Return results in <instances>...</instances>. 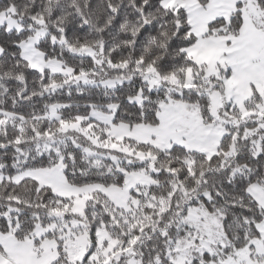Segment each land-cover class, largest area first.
Returning a JSON list of instances; mask_svg holds the SVG:
<instances>
[{
  "label": "snow or ice",
  "instance_id": "snow-or-ice-1",
  "mask_svg": "<svg viewBox=\"0 0 264 264\" xmlns=\"http://www.w3.org/2000/svg\"><path fill=\"white\" fill-rule=\"evenodd\" d=\"M0 264H264V0H0Z\"/></svg>",
  "mask_w": 264,
  "mask_h": 264
}]
</instances>
